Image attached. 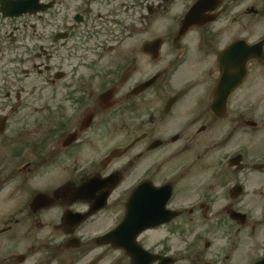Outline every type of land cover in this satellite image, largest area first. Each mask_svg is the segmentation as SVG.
I'll use <instances>...</instances> for the list:
<instances>
[{
    "label": "flooded vegetation",
    "instance_id": "obj_1",
    "mask_svg": "<svg viewBox=\"0 0 264 264\" xmlns=\"http://www.w3.org/2000/svg\"><path fill=\"white\" fill-rule=\"evenodd\" d=\"M260 141L264 0H0V264H264Z\"/></svg>",
    "mask_w": 264,
    "mask_h": 264
},
{
    "label": "rangeland",
    "instance_id": "obj_2",
    "mask_svg": "<svg viewBox=\"0 0 264 264\" xmlns=\"http://www.w3.org/2000/svg\"><path fill=\"white\" fill-rule=\"evenodd\" d=\"M259 137L260 136L253 137L252 135H249L248 136L249 147L252 146L253 143H259ZM260 142L264 143V141H260ZM253 148L250 147V148H248V150H252ZM236 176H237V178H241V180L244 179V181L246 182L247 187H248L247 188L248 192H247V195L245 196V198L243 199V202H244V204L251 205L252 201L255 199V197L253 196L254 193L252 194V191L255 189V186H257L261 183L257 174L252 173L251 171H247L241 175H236Z\"/></svg>",
    "mask_w": 264,
    "mask_h": 264
}]
</instances>
